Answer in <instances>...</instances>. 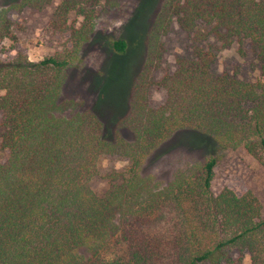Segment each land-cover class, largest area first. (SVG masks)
<instances>
[{"label":"trees","instance_id":"16d2710c","mask_svg":"<svg viewBox=\"0 0 264 264\" xmlns=\"http://www.w3.org/2000/svg\"><path fill=\"white\" fill-rule=\"evenodd\" d=\"M30 1L38 7L42 0ZM16 5L0 8V44L11 37L6 12ZM168 7L184 30L204 22L223 41L234 37L251 48L264 72V0H171ZM47 25L65 30L64 9ZM112 48L123 52L124 39ZM71 49L34 62L20 52L6 57L0 45V148L8 151L0 162V264H84V253L116 232L128 258L98 264H238L241 253L250 264H264L262 205L249 191L211 192L215 156L164 184L140 175L147 155L177 130L220 148L242 144L264 168V77L215 74L214 53L194 46L190 58H178L157 80L163 97L152 106L142 69L117 121L127 139L105 131L93 111L67 120L47 114ZM54 121L64 129H54ZM102 156L122 159L127 168L108 174L97 193L89 180Z\"/></svg>","mask_w":264,"mask_h":264},{"label":"rangeland","instance_id":"374dc122","mask_svg":"<svg viewBox=\"0 0 264 264\" xmlns=\"http://www.w3.org/2000/svg\"><path fill=\"white\" fill-rule=\"evenodd\" d=\"M39 2L36 7L30 0H0V8L17 4L6 12L11 37L0 45L4 56L20 52L34 62L72 48L69 63L61 72V81L51 95L48 115L67 120L76 112L93 111L105 131H117L128 139L130 134L117 121L127 111L134 77L144 69L148 73L147 102L152 106L160 103L163 92L157 80L174 70L178 58H190L194 46L214 53L211 70L215 74L226 73L249 82L263 80L264 72L251 48L239 44L234 37L229 42L223 41V37L212 31V25L204 22L197 21L191 30L182 29L170 13L171 0ZM59 8L65 11L67 27L50 29L47 24ZM118 38L125 41L123 52L112 48V41ZM54 129H64V122L55 123ZM210 155L216 157L211 192L215 194L225 187L235 194L249 191L262 205L264 215V168L244 151L242 144L220 148L194 132L177 130L147 155L140 175L164 184ZM7 156L8 151L0 148V162ZM126 168V161L102 156L97 160L89 185L101 193L107 186V175L113 171L124 173ZM229 254L233 259L239 256L235 249ZM127 258V244L116 232L95 252L84 253L83 263ZM238 264H250L247 253L240 254Z\"/></svg>","mask_w":264,"mask_h":264}]
</instances>
